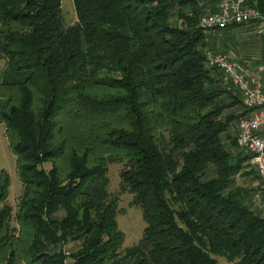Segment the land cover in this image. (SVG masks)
I'll list each match as a JSON object with an SVG mask.
<instances>
[{
  "label": "trees",
  "instance_id": "1",
  "mask_svg": "<svg viewBox=\"0 0 264 264\" xmlns=\"http://www.w3.org/2000/svg\"><path fill=\"white\" fill-rule=\"evenodd\" d=\"M202 1L73 0L64 27L61 0H0V124L22 186L13 216L0 172V264H264L260 189L236 185L260 181L232 135L249 112L207 68ZM109 164L145 223L123 253Z\"/></svg>",
  "mask_w": 264,
  "mask_h": 264
},
{
  "label": "built area",
  "instance_id": "2",
  "mask_svg": "<svg viewBox=\"0 0 264 264\" xmlns=\"http://www.w3.org/2000/svg\"><path fill=\"white\" fill-rule=\"evenodd\" d=\"M249 0H222L215 12L202 16L198 27L204 37L229 26H252L254 34L264 43V16L248 6ZM207 68L221 73V80L227 90L239 95L248 116L239 120L236 135L238 149L250 156L249 164L261 182L260 191L255 195L264 210V79L242 70L238 61L212 51L205 52Z\"/></svg>",
  "mask_w": 264,
  "mask_h": 264
},
{
  "label": "rangeland",
  "instance_id": "3",
  "mask_svg": "<svg viewBox=\"0 0 264 264\" xmlns=\"http://www.w3.org/2000/svg\"><path fill=\"white\" fill-rule=\"evenodd\" d=\"M208 13L210 12H206L205 15ZM61 16L64 27H71L76 24L77 17L75 14L73 0H61ZM215 33L216 32L213 31L205 36V42L210 47L213 44L211 37L213 35H216ZM220 35L221 33H219V36L217 34L218 37H220ZM219 39L222 40L223 38L220 37ZM256 41L257 43L255 47L258 49V51L263 50L261 48L262 45L259 40ZM213 46V49H218V51H221V49H219V46L216 43H214ZM4 68V61L0 60V70H3ZM230 91L233 92L232 90ZM123 167L124 166L121 164H109L107 174L109 180L107 192L111 198H115L117 200L116 223L118 230L124 234V242L121 248L122 253L126 249L133 247L139 243L142 237L143 230L145 228V223L143 221L140 209L132 206L131 204L132 195L127 191H122L121 189L120 173ZM48 168L49 166H46V169ZM1 171H5L10 179V186L8 189V197L6 204L11 207L12 215L14 216L18 210V203L22 194V186L19 175L16 170V158L9 149L8 141L5 136V128L2 124H0V172ZM250 171L251 169L249 168L244 171L243 174H247ZM236 185L244 187L248 190H255L257 188H261L260 181L254 175L237 177ZM257 193L258 192H255L251 196L249 204L255 212L261 213V215L264 216V210L263 208H261L258 199L255 197ZM70 249L74 250V246L69 245L67 251ZM216 260L218 264H233L227 262L224 258H216Z\"/></svg>",
  "mask_w": 264,
  "mask_h": 264
},
{
  "label": "crops",
  "instance_id": "4",
  "mask_svg": "<svg viewBox=\"0 0 264 264\" xmlns=\"http://www.w3.org/2000/svg\"><path fill=\"white\" fill-rule=\"evenodd\" d=\"M221 0H203L201 6H205L206 12H215L218 3ZM211 38L215 39V43L219 46L221 51L216 50L218 53H222L231 59L238 61L242 70H248L253 75L258 76L260 79H264V43L254 34L252 26H243L238 28H230L221 34L220 37ZM261 43L263 50L258 51L255 47L257 41ZM238 97L239 95L235 93ZM243 113V109L240 110ZM240 111H238L239 114ZM249 115V114H248ZM246 115V116H248ZM232 135H237V125L232 129Z\"/></svg>",
  "mask_w": 264,
  "mask_h": 264
}]
</instances>
